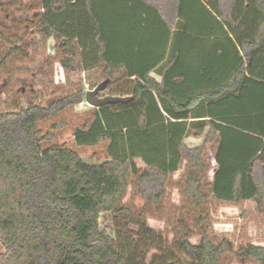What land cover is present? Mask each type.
<instances>
[{
  "label": "trees",
  "instance_id": "1",
  "mask_svg": "<svg viewBox=\"0 0 264 264\" xmlns=\"http://www.w3.org/2000/svg\"><path fill=\"white\" fill-rule=\"evenodd\" d=\"M30 2L67 54L64 68H79L81 50L129 99L78 111V89L0 111V264H187L174 253L150 256L130 233L135 213L124 201L132 180L147 209L160 207L185 160L196 168L183 184L195 206L215 198L263 209L264 0ZM205 131L203 147H216L211 180L204 148L186 144ZM103 212L117 240L101 229ZM175 242L188 264H223L228 254L264 264V246L237 251L205 230L199 243L188 231Z\"/></svg>",
  "mask_w": 264,
  "mask_h": 264
},
{
  "label": "rangeland",
  "instance_id": "2",
  "mask_svg": "<svg viewBox=\"0 0 264 264\" xmlns=\"http://www.w3.org/2000/svg\"><path fill=\"white\" fill-rule=\"evenodd\" d=\"M30 1L0 0V61L14 47L17 48L0 69V111L18 109L34 102L48 105L78 89L84 90V99L76 106L78 111L96 106L95 100L98 99L127 101L128 96L117 94L114 86L106 84L104 66H89L81 50L79 68H64L61 60L67 54L60 50L55 37L43 34L37 11ZM152 76L161 80L158 73H152ZM206 134L207 131L201 136H190L186 144L203 147ZM203 148L209 169L205 172L206 180H211L216 167V147L206 144ZM83 159L90 164L101 163L90 154L83 155ZM137 162L139 167L145 166L140 159ZM195 169L185 160L172 175L162 205L151 209L145 207V201L137 194L131 180L124 200L135 213L130 233L134 237H142L149 248V255L174 253L178 262L188 264L185 253L175 247V240L181 238L184 231L190 233L194 243L200 242L201 232L205 230L216 242L223 237L229 238L237 251L248 244L264 246V207L258 210L253 201L229 203L215 198H210L201 207L195 206L183 190L187 173ZM99 221L101 229L116 239L117 228L112 213H101ZM223 264L260 263L228 254L223 257Z\"/></svg>",
  "mask_w": 264,
  "mask_h": 264
},
{
  "label": "crops",
  "instance_id": "3",
  "mask_svg": "<svg viewBox=\"0 0 264 264\" xmlns=\"http://www.w3.org/2000/svg\"><path fill=\"white\" fill-rule=\"evenodd\" d=\"M2 251H4V248H3V246L0 243V252H2Z\"/></svg>",
  "mask_w": 264,
  "mask_h": 264
}]
</instances>
